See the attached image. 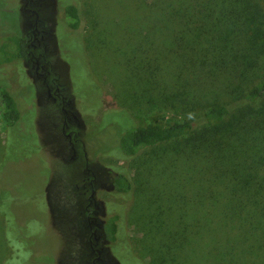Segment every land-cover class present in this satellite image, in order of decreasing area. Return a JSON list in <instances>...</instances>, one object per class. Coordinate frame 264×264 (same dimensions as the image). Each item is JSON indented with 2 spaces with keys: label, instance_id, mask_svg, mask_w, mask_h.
Segmentation results:
<instances>
[{
  "label": "rangeland",
  "instance_id": "374dc122",
  "mask_svg": "<svg viewBox=\"0 0 264 264\" xmlns=\"http://www.w3.org/2000/svg\"><path fill=\"white\" fill-rule=\"evenodd\" d=\"M144 2L33 0L28 4L37 14L36 28L46 31L35 55L41 53L39 62L51 74L43 83L30 65H0V85L9 87L22 117L12 127L0 122V264H82L91 255L83 235L86 202L80 196L83 180L90 177L83 171L85 161L94 175L97 220L104 223L117 216L115 242L96 245L102 249V264H151L150 248L164 241L161 229L167 217L177 218L167 213L170 203L165 193L175 191L178 174L186 170L180 164L175 167L174 183L163 174L168 171L162 168L161 158L171 146L124 157L115 145L116 137L131 126L160 118L179 121L222 102H212L218 100V92L209 91L210 86L202 90L205 97L199 109L190 102L160 101L167 63L156 53L160 39L155 37L157 48L151 51L128 33L134 25L144 31L143 20L135 19L142 14L138 7L144 5L146 10L151 0ZM25 3L0 0V37L32 30L35 16L24 11ZM69 5L78 11L76 30L68 28L64 14ZM150 71L156 74L153 84ZM52 77L61 89L64 108L77 119L64 132L59 100L52 102L46 96L45 84ZM65 133H70L71 144ZM71 146L76 150L74 159H70ZM121 173L133 182L127 194L115 193L112 187L113 177ZM178 192L192 197L187 187H179ZM179 204L178 200L171 211L176 212ZM202 238L207 243L209 234ZM190 246L191 264H209V259H196L194 236ZM261 260L247 259L250 264H264Z\"/></svg>",
  "mask_w": 264,
  "mask_h": 264
},
{
  "label": "trees",
  "instance_id": "16d2710c",
  "mask_svg": "<svg viewBox=\"0 0 264 264\" xmlns=\"http://www.w3.org/2000/svg\"><path fill=\"white\" fill-rule=\"evenodd\" d=\"M144 8L138 7L142 14L135 19L143 20L145 32L134 25L128 33L151 51L157 48L155 37L160 39L156 53L167 61L160 101L190 102L199 109L202 90L210 86L209 91L218 92L212 102H222L179 121L160 118L131 126L116 137L124 157L171 146L161 162L173 183L175 167L186 170L176 185L187 187L192 197L180 194L178 186L165 193L167 213L177 218L167 217L161 229L164 241L150 248L151 264H191L193 236L199 262L250 264L248 257L264 262V0H151ZM64 14L68 28H79L75 6L65 7ZM27 51L24 35L0 37V65L26 60ZM155 78L150 71L151 84ZM7 88L0 85L5 128L22 118ZM112 187L127 194L133 182L121 173L113 177ZM178 200L181 205L172 212ZM116 221L113 216L103 224L104 238L111 243Z\"/></svg>",
  "mask_w": 264,
  "mask_h": 264
},
{
  "label": "flooded vegetation",
  "instance_id": "af4514ba",
  "mask_svg": "<svg viewBox=\"0 0 264 264\" xmlns=\"http://www.w3.org/2000/svg\"><path fill=\"white\" fill-rule=\"evenodd\" d=\"M32 2L33 0H27V3H25L24 5L25 12L29 11L30 13L34 14L35 22L32 30H30L28 34L24 35L26 37L28 51L26 53V60L22 61V63L30 65L33 68L34 75L37 78H40L43 83H46L47 81L46 78L51 74V72L49 70L45 71V67L40 64L39 58H42L41 53L38 52V54L35 55V52L40 47L45 37L46 31L38 30L36 28L38 22L37 14L33 10H29L27 8L28 4ZM32 41H34L35 43H32ZM55 81H56L55 78L53 77L50 78L49 84H45L46 87L45 91L47 98L50 99L52 102H57L59 100L58 102L60 104V111L64 115L63 126H62V132H64L68 128L69 123L77 122V119L72 113H70L64 108L63 98L60 95L61 89L58 88L57 85H55ZM76 125L78 126V123H76ZM64 135L69 139V143L71 144L72 137L70 136V133H65ZM71 152L72 155L70 159H74L75 158L74 156H76V150L73 148V146H71ZM81 155L84 157V159H86V152L83 149L81 150ZM86 165L87 162L85 161L83 166L84 167L83 171L86 173L88 172L87 174H89L90 177L88 178V180L87 179L83 180V183L80 186V190H81L80 196L81 197L84 196L86 202V205H84V209H83V214L85 216V221L83 224L85 231L83 232V235L88 240L87 247L91 255L88 258L84 259L82 264H102L100 259L102 249L101 248L98 249L96 245L106 240L103 234L104 223H100L96 218L99 212V207L93 199L94 189L92 185L94 182V175L89 171L88 168H86ZM78 188H79L78 186L76 185L74 186V189H78ZM86 192H88L87 195ZM72 195L76 198L75 193Z\"/></svg>",
  "mask_w": 264,
  "mask_h": 264
}]
</instances>
